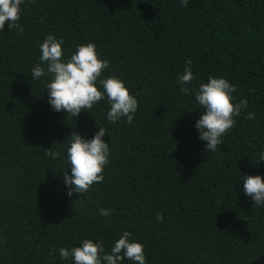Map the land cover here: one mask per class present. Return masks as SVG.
<instances>
[{
	"label": "trees",
	"instance_id": "16d2710c",
	"mask_svg": "<svg viewBox=\"0 0 264 264\" xmlns=\"http://www.w3.org/2000/svg\"><path fill=\"white\" fill-rule=\"evenodd\" d=\"M49 33L66 57L96 44L103 75L138 99L132 124L110 123L103 100L77 118L49 108L46 78L31 77ZM188 60L185 94L177 81ZM209 76L248 104L216 152L194 127L203 109L193 92ZM98 127L111 148L104 180L69 198L64 146ZM262 157L264 0H25L18 27L0 30V264H71L49 253L84 238L110 249L123 230L147 264H264V207L238 184L264 176Z\"/></svg>",
	"mask_w": 264,
	"mask_h": 264
},
{
	"label": "clouds",
	"instance_id": "9594fccd",
	"mask_svg": "<svg viewBox=\"0 0 264 264\" xmlns=\"http://www.w3.org/2000/svg\"><path fill=\"white\" fill-rule=\"evenodd\" d=\"M24 2L0 0V30L5 29L6 23L9 29L18 27ZM179 3L185 8L189 6V0H179ZM63 44L62 38L47 34L39 45V62L31 69L34 80L46 78L49 108L77 118L103 100L109 106L106 119L110 123L126 118L127 123L132 124L138 110V99L130 94L122 78L103 75L110 65L100 57L96 44H79L70 57H66ZM193 79L192 61L188 60L177 81L182 92L188 94L189 89L185 85H190ZM235 93L236 86L221 76H209L207 82L201 83L193 92L197 105L203 109L194 127L198 139L205 142V150L216 152L223 143L224 135L236 124L235 117L248 108L247 100H237ZM247 118L253 120L255 114L248 112ZM106 133L104 127H98L91 138L77 132L68 138L64 146L67 170L62 173V178L69 198L74 193L87 192L94 183L104 180V168L111 153L109 142L104 139ZM47 154L54 159L61 156L59 151ZM241 183L244 196L250 197L255 206L264 207V176L241 175L238 184ZM108 214V210H100L101 216ZM156 219L159 221L163 217L158 214ZM57 251L60 259L71 261V264H124L126 260L131 264H147L144 245L127 230L122 231L110 249H106L99 240L84 238L79 246L61 247L49 254Z\"/></svg>",
	"mask_w": 264,
	"mask_h": 264
}]
</instances>
